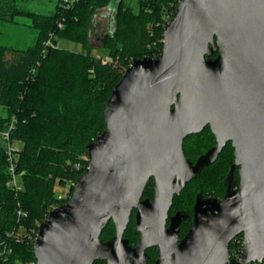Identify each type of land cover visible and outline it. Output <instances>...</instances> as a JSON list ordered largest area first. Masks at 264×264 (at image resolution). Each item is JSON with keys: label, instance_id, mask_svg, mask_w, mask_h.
<instances>
[{"label": "water", "instance_id": "1", "mask_svg": "<svg viewBox=\"0 0 264 264\" xmlns=\"http://www.w3.org/2000/svg\"><path fill=\"white\" fill-rule=\"evenodd\" d=\"M162 44L159 58L133 60L113 87L106 129L87 145L88 166L70 200L37 226L35 264H146L151 248L155 264L263 261L264 0H178ZM207 126L216 144L192 163L184 140ZM229 142L234 164L223 197L197 194L180 238L188 216H169L173 199ZM149 180L152 200L143 199ZM133 210L140 236L131 247L123 235ZM109 221L115 235L104 242ZM240 234L231 259L229 244Z\"/></svg>", "mask_w": 264, "mask_h": 264}, {"label": "trees", "instance_id": "2", "mask_svg": "<svg viewBox=\"0 0 264 264\" xmlns=\"http://www.w3.org/2000/svg\"><path fill=\"white\" fill-rule=\"evenodd\" d=\"M113 1L114 26L102 37L106 54L98 56L91 53L89 44L91 24L96 12ZM127 1L78 0L66 9L59 0L52 14L40 15L18 9L16 0H0V23H13L15 16H24L37 35L25 50L0 44V264H35L37 226L53 208L70 200L75 182L88 166L87 145L106 129L102 113L113 87L133 60L161 56L163 25L172 18L178 0H136V12ZM58 39L77 42L82 51L61 49ZM105 57L111 62H104ZM215 144L207 126L185 138L183 151L194 163ZM233 164L229 142L216 161L173 199L169 215L183 211L188 216L181 224L180 238L192 226L196 195L221 199ZM15 178L21 190L7 186ZM233 181L239 184L237 167ZM65 187L66 198L58 199L56 189ZM153 196L149 180L143 199ZM114 235V224L109 221L100 239L106 242ZM139 236L133 210L123 238L134 247ZM242 240L240 234L230 242L231 259L238 258ZM147 255L146 264H155L156 248L147 250ZM250 264H264V259Z\"/></svg>", "mask_w": 264, "mask_h": 264}, {"label": "rangeland", "instance_id": "3", "mask_svg": "<svg viewBox=\"0 0 264 264\" xmlns=\"http://www.w3.org/2000/svg\"><path fill=\"white\" fill-rule=\"evenodd\" d=\"M58 0H16V7L40 15H50L55 10ZM133 11H137L136 0L127 1ZM116 1L110 6L98 10L91 24L89 44L91 53L104 56L106 51L102 48V37L108 34L114 26ZM31 20L24 16H15L13 23H0V44L16 50H25L36 41V31L31 27ZM57 46L71 52H81V45L66 39H58ZM110 58V57H109ZM1 112V110H0ZM68 187L57 188V195H64ZM200 194V193H198ZM239 257V256H238Z\"/></svg>", "mask_w": 264, "mask_h": 264}, {"label": "built area", "instance_id": "4", "mask_svg": "<svg viewBox=\"0 0 264 264\" xmlns=\"http://www.w3.org/2000/svg\"><path fill=\"white\" fill-rule=\"evenodd\" d=\"M78 0H61V6L63 8H70L74 3H76ZM104 62H111V58L109 57H105L104 58ZM6 137V136H5ZM17 149L15 148H12V151H16ZM7 186L9 188H14L16 190H21L22 189V186L21 184L18 182V180L15 178V179H11L8 183H7ZM67 193V192H66ZM64 193V195H58V199H65L67 194Z\"/></svg>", "mask_w": 264, "mask_h": 264}, {"label": "flooded vegetation", "instance_id": "5", "mask_svg": "<svg viewBox=\"0 0 264 264\" xmlns=\"http://www.w3.org/2000/svg\"><path fill=\"white\" fill-rule=\"evenodd\" d=\"M215 143H216V142H215ZM206 152H207V151H206ZM206 152H205V153H206ZM194 163H195V162H194ZM169 216H170V215H169ZM172 216H173V215H172ZM167 223H168V222H167ZM168 224H169V223H168ZM167 226H168V225H167Z\"/></svg>", "mask_w": 264, "mask_h": 264}, {"label": "crops", "instance_id": "6", "mask_svg": "<svg viewBox=\"0 0 264 264\" xmlns=\"http://www.w3.org/2000/svg\"><path fill=\"white\" fill-rule=\"evenodd\" d=\"M59 1V0H58Z\"/></svg>", "mask_w": 264, "mask_h": 264}]
</instances>
